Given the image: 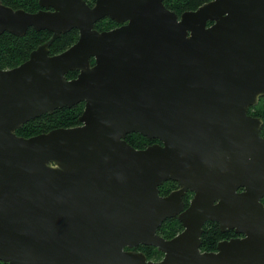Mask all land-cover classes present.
Here are the masks:
<instances>
[{
  "label": "water",
  "instance_id": "95a60500",
  "mask_svg": "<svg viewBox=\"0 0 264 264\" xmlns=\"http://www.w3.org/2000/svg\"><path fill=\"white\" fill-rule=\"evenodd\" d=\"M39 6L0 0V34H53L18 67L0 69V262L264 264L263 120L247 116L264 98V0H211L180 18L164 0ZM106 18L121 26L96 30ZM73 29L78 42L51 56V43ZM72 71L79 75L69 80ZM81 103L76 127L16 133ZM133 133L164 145L136 150L126 141ZM198 135L214 144L196 151L189 143ZM190 149L210 152L199 168L219 169L214 179H195ZM170 180L180 188L161 197ZM188 189L196 196L180 213ZM175 217L184 231L159 236ZM206 222L245 237L200 253ZM139 245L164 259L125 250Z\"/></svg>",
  "mask_w": 264,
  "mask_h": 264
},
{
  "label": "trees",
  "instance_id": "16d2710c",
  "mask_svg": "<svg viewBox=\"0 0 264 264\" xmlns=\"http://www.w3.org/2000/svg\"><path fill=\"white\" fill-rule=\"evenodd\" d=\"M3 4L14 9H24L27 12H37L41 9L39 0H2ZM93 6L95 0H85ZM211 0H164L165 7L177 15H182L187 11L197 10L201 5ZM117 26L115 21L106 18L95 25L99 31H109ZM52 39V33L48 31H36L30 29L24 37H17L10 33L0 34V69L8 70L18 67L28 60L31 52L38 46L43 45ZM79 39V31L74 29L60 39L53 41L50 46L51 55L59 54ZM74 77L75 73H70L68 78ZM258 117L263 120L264 124V98L253 108ZM84 111V103H81L71 109L56 110L52 115H43L38 119L32 120L16 131L18 136L24 138L34 137L36 135L47 133L57 128H71L80 125L79 118ZM264 135V127L262 130ZM127 142L134 147H142L148 141L138 133L129 134L126 137ZM264 202V200H263ZM212 226V225H210ZM181 230V223L177 219H168L161 227V233L166 238L174 237ZM220 234V235H219ZM220 231L212 228L210 232L204 235V246L211 249L215 248L216 240L220 239ZM149 259L161 257V253L154 247H142ZM0 264H8L0 262Z\"/></svg>",
  "mask_w": 264,
  "mask_h": 264
},
{
  "label": "flooded vegetation",
  "instance_id": "af4514ba",
  "mask_svg": "<svg viewBox=\"0 0 264 264\" xmlns=\"http://www.w3.org/2000/svg\"><path fill=\"white\" fill-rule=\"evenodd\" d=\"M40 1V0H39ZM86 2V1H85ZM87 3V2H86ZM88 4V3H87ZM89 5V4H88ZM91 6V5H90ZM42 9V8H41ZM40 9V10H41ZM38 12V11H37ZM179 16V15H178ZM181 17V15L179 16V18ZM213 23L212 22H210V23H208V26H210V25H212ZM121 25L120 24H118L117 23V26H115L114 27V29L115 28H117V27H120ZM74 30V29H73ZM77 30V29H76ZM97 30V29H96ZM72 31V30H71ZM99 31V30H98ZM110 31V30H109ZM70 32V31H69ZM102 32V31H101ZM67 34V33H66ZM65 35V34H64ZM52 36H53V34H52ZM79 37H80V33H79ZM61 38V37H60ZM59 38V39H60ZM58 40V39H57ZM79 40V39H78ZM56 41V40H55ZM78 42V41H77ZM76 42V43H77ZM75 43V44H76ZM74 45V44H73ZM72 45V46H73ZM51 46V45H50ZM71 46V47H72ZM71 47H69V48H71ZM68 48V49H69ZM68 49H66L65 51H67ZM65 51H63V52H65ZM63 52H61V53H63ZM61 53H59V54H61ZM59 54H56V55H59ZM50 55H51V53H50ZM51 56H54V55H51ZM95 63H96V61H95V59H92L91 60V64H92V66L93 65H95ZM70 73H75V76L73 77H70V78H68V76L70 75ZM79 75V72H77V71H72V72H69L68 74H67V78L69 79V80H72V79H75V78H77V76ZM253 108L254 107H250L249 109H248V111H247V116L248 117H250V118H252V119H257V118H259L258 117V115H257V113L253 110ZM235 126V125H234ZM263 127H264V124H263ZM263 127H262V129H261V131H260V136L264 139V135L262 134V130H263ZM146 138V137H145ZM146 139H148V138H146ZM201 139H203V137L202 136H200V135H198L197 136V140L195 141V142H191V143H189L190 144V146L192 147V148H194V149H196V147H206V145H211V144H214V143H208V142H204L203 140H201ZM127 141V140H126ZM128 143V142H127ZM129 144V143H128ZM224 144H225V142H224ZM230 143L228 142L227 144H225L224 145V147L225 146H228ZM130 145V144H129ZM154 145H161V146H163L164 144L162 143V142H160L159 140H150V139H148V141L145 143V145L144 146H142V147H134V146H132L133 148H135L136 150H145V149H147L148 147H151V146H154ZM190 153H189V157H190V159H196L197 161H196V164H195V166L193 167V169H192V171L193 172H196V174H194V176H195V179H198V180H206V179H214L215 177H214V174L212 173L214 170H215V172H218L219 173V169H215L214 168V165H216V163H215V160H216V158H214V160H213V162L211 163V166L214 168V170L213 169H201V168H199V165L201 164V160L204 158V157H208V155H210V152L208 151V155L206 154V153H202V152H196V151H198V149H196V151H192V149H190ZM224 154H226V159L229 161L230 159H231V156H230V154H228V153H225L224 152ZM203 161V163H207V165L209 166V162H208V160H206V159H203L202 160ZM208 166H207V168H208ZM180 188V185H179V183L178 182H175V181H172V180H170V181H166V182H163L162 183V185H160L159 186V195L161 196V197H166V196H168V195H170L172 192H174V191H176V190H178ZM243 188H239L238 190H237V193L238 194H240V193H242L243 192ZM195 196H196V191L195 190H192V189H188L187 190V192L185 193V195L182 197V201H183V210L180 212V213H183L184 211H186V210H188V209H190L191 208V205H192V203H193V200H194V198H195ZM263 200H264V198L262 199V202H263ZM215 203H217V201L215 202ZM264 203V202H263ZM173 219H177L180 223H181V230L174 236V237H176L177 235H179V234H181L183 231H184V226H183V224H182V222L179 220V218L178 217H175V218H173ZM167 221V220H166ZM165 223V222H164ZM163 223V224H164ZM162 224V225H163ZM210 225H212V226H210ZM162 227V226H161ZM161 227L158 229V231H157V233H158V235L159 236H161V237H163L164 239H166V240H171V239H173L174 237H171V238H166V237H164L163 235H162V233H161ZM212 228H214V229H216V230H218V231H220V233H221V237H220V239H218V240H216L217 242H216V246H215V248H211V249H209V248H207V247H205L204 246V235L206 234V232H210V229H212ZM220 235V234H219ZM243 237H245L244 235H242V234H240V233H238L237 232V229L236 228H233V229H230L229 227H227V226H225V230H223L222 228H221V226H220V224L219 223H217V222H206L205 224H204V226H203V232H202V235H201V246H200V248H199V251H200V253H217L218 252V245L220 244V243H222V242H226V241H232V240H236V239H241V238H243ZM142 247H153V246H146V245H139V246H137V247H134V248H125V250L126 251H134V252H141V253H144L145 255H146V257H147V254L142 250ZM158 252H160L159 250H158V248L157 247H154ZM162 255H161V257H155L154 259H149L148 257H147V261H152V262H161L163 259H164V257H165V255H164V253H162V252H160Z\"/></svg>",
  "mask_w": 264,
  "mask_h": 264
},
{
  "label": "rangeland",
  "instance_id": "374dc122",
  "mask_svg": "<svg viewBox=\"0 0 264 264\" xmlns=\"http://www.w3.org/2000/svg\"><path fill=\"white\" fill-rule=\"evenodd\" d=\"M261 99H262V98H261ZM261 99H260V100H261ZM259 103H260V101H259ZM259 103H258V104H259Z\"/></svg>",
  "mask_w": 264,
  "mask_h": 264
}]
</instances>
